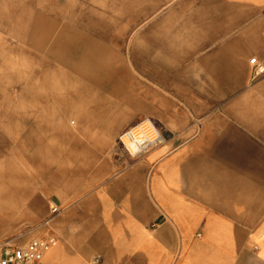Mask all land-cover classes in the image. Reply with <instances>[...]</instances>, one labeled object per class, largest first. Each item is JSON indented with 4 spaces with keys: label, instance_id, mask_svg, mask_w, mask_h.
<instances>
[{
    "label": "crops",
    "instance_id": "1",
    "mask_svg": "<svg viewBox=\"0 0 264 264\" xmlns=\"http://www.w3.org/2000/svg\"><path fill=\"white\" fill-rule=\"evenodd\" d=\"M93 1L0 0V232L44 204L8 241L56 236L42 264H264V0ZM172 81L183 125L128 154Z\"/></svg>",
    "mask_w": 264,
    "mask_h": 264
},
{
    "label": "rangeland",
    "instance_id": "2",
    "mask_svg": "<svg viewBox=\"0 0 264 264\" xmlns=\"http://www.w3.org/2000/svg\"><path fill=\"white\" fill-rule=\"evenodd\" d=\"M60 1H65V0H60ZM70 1L76 6L81 3H84L88 6L91 5L97 10H101V5L98 1H93V0H70ZM156 1L159 3L161 2L160 0H156ZM182 1L183 0H172L171 8L168 11L173 10V13L177 12L179 10V8L177 9V7L178 5L181 4ZM168 11L166 10L164 13ZM0 39L2 42L7 41L8 43H12V44H15L16 41L18 42V39L13 38V36L9 34V29L3 28V27L0 28ZM22 44L25 45L26 43L22 42ZM25 47L28 50V52L32 53L33 55L39 56V55L46 54L45 47L42 50H36L30 45H26ZM174 80L175 79H173V81ZM173 81H172V84H173L172 87L166 86V88L168 89L172 88V91H169V92H165L163 90L164 89L163 85L155 84V86H153L156 89V92L154 93L155 100H156L155 105L154 107L150 106V109L148 111L146 110L145 112H143L141 115H145V116L140 119L142 120V119L147 118L149 119L150 122H153V124L158 129L161 136L163 137V141L165 140L164 137L166 135H174L175 132L179 130V128L183 125V111L188 112V110H183V93L173 91L177 87V85H175L174 84L175 82ZM139 82H140L141 87L143 88H145L146 85L149 84L146 78H139ZM8 88H9V85L7 86V90ZM4 92H5L4 89L1 88L0 98H2L3 95L10 93L7 91V93L5 94ZM9 97L11 98V96ZM150 102H151V99L148 100L147 105H149L148 103ZM165 102H167V104L163 106ZM3 111L4 109L1 108L0 112L3 113ZM140 120L138 122H140ZM132 126H126V128H124L123 131L128 130ZM5 134H7L8 139L10 140L12 137L10 129H7L5 132L4 126L1 125L0 126V137H4ZM14 138L15 137L13 136V141L11 143L10 141H8V144L9 145L11 144V147L13 148V150L20 149L21 142H19V140L17 139L15 141ZM118 143L121 148H123L128 154H130V152L125 148V146L121 143L120 140L118 141ZM4 155H5L4 150L1 149L0 150V163L1 164L3 162L2 160L4 158ZM43 205L44 204L42 205L40 204L36 206L34 210V213L36 216H26V209L28 206L22 205V206L16 207V205H12L13 208H12L11 216L8 215L9 224L6 226L5 230L0 232V243L8 242L10 238L17 236V235H22V234H23L22 239H29L35 236L36 237L39 236L40 234L39 235L37 234L41 230L39 225L42 222V219L46 217V213H47L46 212L44 216H41V208Z\"/></svg>",
    "mask_w": 264,
    "mask_h": 264
},
{
    "label": "built area",
    "instance_id": "3",
    "mask_svg": "<svg viewBox=\"0 0 264 264\" xmlns=\"http://www.w3.org/2000/svg\"><path fill=\"white\" fill-rule=\"evenodd\" d=\"M261 71H263V68L259 66L256 72L260 73ZM143 154L133 156H142ZM60 211L61 209L58 204L52 205V215H56ZM56 242V236L50 234L46 237L34 238L26 244H16L14 242L0 243V264H42L45 253L48 252ZM99 261L100 259L97 256L93 259V264H98Z\"/></svg>",
    "mask_w": 264,
    "mask_h": 264
},
{
    "label": "bare ground",
    "instance_id": "4",
    "mask_svg": "<svg viewBox=\"0 0 264 264\" xmlns=\"http://www.w3.org/2000/svg\"><path fill=\"white\" fill-rule=\"evenodd\" d=\"M133 126L120 136V141L130 154H143L163 142L160 132L149 119H142Z\"/></svg>",
    "mask_w": 264,
    "mask_h": 264
}]
</instances>
